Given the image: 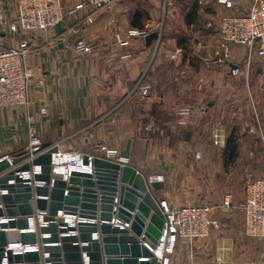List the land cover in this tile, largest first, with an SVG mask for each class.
I'll return each instance as SVG.
<instances>
[{
    "label": "crops",
    "instance_id": "0c3cea01",
    "mask_svg": "<svg viewBox=\"0 0 264 264\" xmlns=\"http://www.w3.org/2000/svg\"><path fill=\"white\" fill-rule=\"evenodd\" d=\"M86 1L67 0L65 9ZM238 1L243 10L249 7L247 0ZM162 4V0H120L101 10L84 7L65 14L63 22L47 32L26 34L0 27V50L16 48L22 39L28 40L25 64L32 75L27 107L0 109V156L25 150L28 130L33 128L42 144H51L59 151L72 149L102 157L101 147L118 150L120 157L145 176L162 178V189L152 192L172 208L186 201H210L215 193L212 185L189 188L185 181L203 175L211 182L210 171L203 168L212 158L200 153L196 157V153L191 160L190 152L180 146L193 148L198 134L205 130L201 121L216 107L209 95L216 96L217 90L204 75L215 67L222 68L224 62H217L220 40L208 25L217 26L220 18L233 10L213 0L210 7L217 12L213 15L202 12L195 3L179 20L177 29L165 27L160 45L156 39L148 46L140 37L126 47L117 44L115 36H125L130 29L156 33L150 22L157 18ZM2 8L5 20L12 21L16 0H3ZM88 17L91 24L86 22ZM212 38L217 43L210 46L214 47L213 58L207 46ZM77 39L93 46V52H77L73 47ZM193 41L206 45L193 52ZM192 52L198 54L199 61H191ZM231 66L227 64L228 75ZM141 77L150 87L148 98L137 89ZM212 130L221 132L217 125ZM186 133L189 140H185ZM175 149H182L184 154L175 153ZM193 168L199 170L197 174Z\"/></svg>",
    "mask_w": 264,
    "mask_h": 264
},
{
    "label": "water",
    "instance_id": "95a60500",
    "mask_svg": "<svg viewBox=\"0 0 264 264\" xmlns=\"http://www.w3.org/2000/svg\"><path fill=\"white\" fill-rule=\"evenodd\" d=\"M157 38L146 36V45ZM56 151L44 143L31 162L26 150L0 156V264L4 258L6 264H83L85 259L87 264H157L154 249L165 217L152 191L161 190V182L130 163L100 156L90 169L72 171L64 180L51 171ZM13 244L38 249L5 252Z\"/></svg>",
    "mask_w": 264,
    "mask_h": 264
},
{
    "label": "built area",
    "instance_id": "2783aa9c",
    "mask_svg": "<svg viewBox=\"0 0 264 264\" xmlns=\"http://www.w3.org/2000/svg\"><path fill=\"white\" fill-rule=\"evenodd\" d=\"M2 1L0 0V27L7 26L9 30L24 33L47 32L64 20L65 14H73L84 7L93 10L110 8L120 0H87L78 3L69 10L65 9L67 0H16L17 9L15 18L7 22L3 15ZM227 9L233 10L231 14L224 15L218 23V36L222 48V56L217 62L232 63L230 56L231 46H240L246 49L244 65L248 66L257 60H264V0H247L249 7L243 10L238 0H216ZM88 24L92 23L90 17ZM149 31L130 29L125 36H115L120 47H126L135 37L145 38ZM74 49L81 54H91L93 46L86 44L82 39L73 42ZM29 52V42L22 39L16 48L0 50V109L27 107L28 84L31 73L27 69L25 61ZM232 75L240 73L239 65H233L230 69ZM38 84H42L38 81ZM137 89L143 98H148L150 87L141 77L137 83ZM218 138V137H214ZM42 144L33 128L28 130V145L25 149L28 153L27 161L31 162L36 155L34 153ZM102 157L117 163H129L127 159L119 156L116 149L101 147ZM88 158V165L83 164V158ZM94 154H85L68 149L57 150L52 154L51 171L61 174L66 180L72 171L91 168V160ZM198 157V153L197 156ZM33 173H40L39 167H33ZM30 177V174H24ZM162 178L157 177V181ZM244 199L241 205L243 213V229L245 236L253 239L264 240V176L247 174L243 180ZM230 200L225 199L220 208L227 209ZM160 207L165 217L162 236L157 249L162 250L157 264H173L170 255L174 247L180 241L191 242L205 237L211 229L218 228L219 221L214 216V208L206 203L183 204L172 208L166 201L161 200ZM60 214V213H59ZM70 226L75 225V219L65 217ZM37 245L13 244L5 248L11 250L13 255L36 251ZM156 254V253H155ZM6 255V254H5ZM6 264V258L3 259ZM83 264H87V259Z\"/></svg>",
    "mask_w": 264,
    "mask_h": 264
},
{
    "label": "rangeland",
    "instance_id": "374dc122",
    "mask_svg": "<svg viewBox=\"0 0 264 264\" xmlns=\"http://www.w3.org/2000/svg\"><path fill=\"white\" fill-rule=\"evenodd\" d=\"M212 1L162 0L164 6H160L157 18L150 22L153 23L151 27L154 28L151 30L158 34L157 44L160 45L165 39V27L170 25L175 27L173 30L177 29L180 25L179 20L190 12L195 3L200 6L202 12L211 11V14L216 15L217 12L210 7ZM208 28L214 35L218 33V24L213 27L208 25ZM209 41L207 46L211 57L214 56L211 51L214 47L210 46L217 43L213 38ZM192 44L193 52L195 50L200 52L198 50L206 45L204 43L200 46L198 41H193ZM218 48L221 53L216 56L220 57L223 54L220 43ZM236 48H242L244 51L234 53L232 49ZM208 50H205L204 54L209 59ZM193 52L191 61L195 63L199 58L198 54ZM230 56L232 61L230 65H239L240 73L235 76L228 75L226 72L229 67L226 62L222 68L215 67L208 70L204 76L214 83L217 90L216 96L209 95L215 100L216 107L207 119L201 121L205 130L198 134L192 145L193 148L186 149L182 143L184 146L180 147L184 148L183 150L175 149V153L184 154L181 150L190 152L191 160L196 153L212 158L211 164L203 168L205 172L210 171L211 182L208 183L202 175L197 180L187 177L185 184L189 185V188L193 185H198L200 188L212 185L215 193L210 201L204 203L214 208V216L218 219L219 226L211 229L203 238L191 242L180 241L176 244L170 255L173 264H264V240L245 236L241 210L244 199L242 187L244 177L249 173L254 176H264V60H257L248 66L244 65L246 49L240 46H231ZM214 125L221 129L220 133L212 130ZM232 135L236 140V159L225 165L229 158V152L225 147ZM215 136L218 138H214ZM193 169L197 174L199 170ZM226 197H229L230 208L222 209L220 206ZM192 203L194 202H183V204Z\"/></svg>",
    "mask_w": 264,
    "mask_h": 264
},
{
    "label": "trees",
    "instance_id": "16d2710c",
    "mask_svg": "<svg viewBox=\"0 0 264 264\" xmlns=\"http://www.w3.org/2000/svg\"><path fill=\"white\" fill-rule=\"evenodd\" d=\"M236 140L234 135H232L226 143L225 149L229 152V158L225 165H228V163L233 162L236 159Z\"/></svg>",
    "mask_w": 264,
    "mask_h": 264
},
{
    "label": "bare ground",
    "instance_id": "6f19581e",
    "mask_svg": "<svg viewBox=\"0 0 264 264\" xmlns=\"http://www.w3.org/2000/svg\"><path fill=\"white\" fill-rule=\"evenodd\" d=\"M154 254H155V257H156V261H157L159 259V256H162V250L155 248L154 249Z\"/></svg>",
    "mask_w": 264,
    "mask_h": 264
}]
</instances>
